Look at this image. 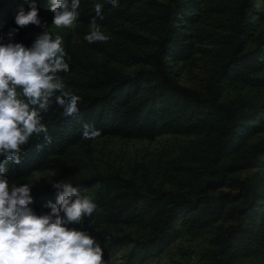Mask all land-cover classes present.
I'll use <instances>...</instances> for the list:
<instances>
[{
	"label": "trees",
	"instance_id": "16d2710c",
	"mask_svg": "<svg viewBox=\"0 0 264 264\" xmlns=\"http://www.w3.org/2000/svg\"><path fill=\"white\" fill-rule=\"evenodd\" d=\"M96 3L102 5V19L94 11ZM21 5L30 11L25 0H0V43L31 48L53 22L51 0H36L39 26L15 23ZM78 12L82 38L62 41L71 59L70 71L61 75L82 97L79 113L66 117L54 105L42 114L52 142L30 137L22 146V163L9 164L5 173L10 187L32 184L30 207L37 215L50 213L47 205L57 203L63 189L30 178L51 169L74 146L93 141L82 138L85 124L100 130L94 140L192 137L173 154L135 165L127 176L72 174L64 182L83 195L97 187L89 196L97 210L72 228L101 244L107 264L122 250V264H143L161 256L182 234L207 237L211 250L198 264L261 256L264 175H234L264 170V143L248 144L264 131V100L253 101L264 93V31H256L264 23V0H119L118 7L109 0H81ZM94 17L108 42L84 39ZM205 41L216 66L203 90L184 86L179 78L190 68L196 45ZM229 91L235 92L231 99L224 97ZM158 180L172 190L155 186ZM223 187L229 191H219Z\"/></svg>",
	"mask_w": 264,
	"mask_h": 264
},
{
	"label": "clouds",
	"instance_id": "9594fccd",
	"mask_svg": "<svg viewBox=\"0 0 264 264\" xmlns=\"http://www.w3.org/2000/svg\"><path fill=\"white\" fill-rule=\"evenodd\" d=\"M25 2L30 11L21 5L16 10L15 23L20 27L39 26L36 0ZM80 3L81 0H51L53 25L70 28L79 16ZM109 3L119 6V0ZM94 11L103 18L100 3L95 4ZM84 39L106 43L110 37L101 31L94 17ZM70 59L62 47V38H53L48 31L31 48L20 43H0V264H107L104 250L94 237L68 227L92 218L97 205L91 197L71 183L54 182L53 187L63 189L57 203L47 205L50 213L37 215L30 207L34 203L32 184L17 187L12 183L10 187L5 175L9 164L22 163V146L28 145L30 137L43 136L51 144L42 114L55 105L66 117L78 115L82 97L73 93L61 75L70 71ZM100 135V130L84 125L83 139L94 140ZM91 223L95 225L92 219Z\"/></svg>",
	"mask_w": 264,
	"mask_h": 264
},
{
	"label": "rangeland",
	"instance_id": "374dc122",
	"mask_svg": "<svg viewBox=\"0 0 264 264\" xmlns=\"http://www.w3.org/2000/svg\"><path fill=\"white\" fill-rule=\"evenodd\" d=\"M211 1L216 2L217 0ZM46 27L53 38L59 35L62 41L64 39H69L71 42L81 41L82 26L78 22H74L70 28H56L53 22ZM88 30H90V25ZM101 30L103 29L101 28ZM256 31H264V23L258 24ZM196 47L198 50L192 57L190 68L184 70V74L179 80L184 86L203 90L206 79L215 68L216 62L213 54L208 51L212 48L208 41L197 44ZM125 71L131 72L132 69L126 68ZM239 92L245 93L243 90H239ZM234 94V91H229L224 97L231 99ZM261 100H264V93H258L253 101L258 103ZM192 140V137L175 135L160 136L153 141L122 140L114 137L99 138L74 146L66 158L58 159L54 166L47 171L34 173L30 180L37 185L45 186L52 185L54 182L67 181L72 174L77 178H88L96 175L106 176L115 172L127 176V173L135 165L155 162L157 158L175 153L178 148L188 145ZM256 143H264V131L248 141L249 145ZM51 172H54L55 175L50 176ZM254 173L264 175V170L252 169L237 173L234 176L244 178ZM155 186H161L165 190H172L173 188L159 180ZM96 189L97 187L88 189L84 195L91 196ZM219 191L228 192L229 189L223 187ZM68 227L72 228L71 225ZM209 250L211 247L206 236L193 237L182 234L161 256L154 257L143 264H198L201 255ZM125 254V250L118 252L108 264H122ZM234 264H264V253L257 258L241 259Z\"/></svg>",
	"mask_w": 264,
	"mask_h": 264
}]
</instances>
